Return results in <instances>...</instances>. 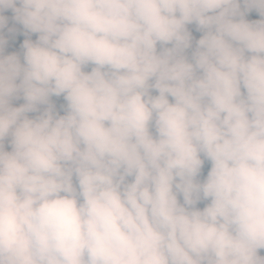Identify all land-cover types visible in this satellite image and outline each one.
Returning <instances> with one entry per match:
<instances>
[{"label": "clouds", "instance_id": "9594fccd", "mask_svg": "<svg viewBox=\"0 0 264 264\" xmlns=\"http://www.w3.org/2000/svg\"><path fill=\"white\" fill-rule=\"evenodd\" d=\"M0 264H264V0H0Z\"/></svg>", "mask_w": 264, "mask_h": 264}, {"label": "rangeland", "instance_id": "374dc122", "mask_svg": "<svg viewBox=\"0 0 264 264\" xmlns=\"http://www.w3.org/2000/svg\"><path fill=\"white\" fill-rule=\"evenodd\" d=\"M11 23H12V21H10V26H11ZM6 31V30H5ZM20 43H22V42H20V41H17V43L15 44V45H10L7 49H6V52H12V51H19V44ZM53 101L57 104V108H58V110H59V105L63 102L62 101V99H57V98H53ZM23 101L21 100V101H18V102H16L17 103V105L19 104V103H22ZM62 114V113H61ZM206 171H207V168L205 167V173H206ZM201 207L203 206V205H200Z\"/></svg>", "mask_w": 264, "mask_h": 264}, {"label": "crops", "instance_id": "0c3cea01", "mask_svg": "<svg viewBox=\"0 0 264 264\" xmlns=\"http://www.w3.org/2000/svg\"><path fill=\"white\" fill-rule=\"evenodd\" d=\"M10 12V11H9ZM10 14H11V12H10ZM11 16H12V14H11ZM259 17L253 12L252 14H250V16H249V19H258ZM19 27V26H18ZM193 34H194V36L198 39L199 38V33H196L195 31L193 32ZM33 38H35V37H33ZM22 40H23V37H19L18 38V41H20V42H22Z\"/></svg>", "mask_w": 264, "mask_h": 264}, {"label": "trees", "instance_id": "16d2710c", "mask_svg": "<svg viewBox=\"0 0 264 264\" xmlns=\"http://www.w3.org/2000/svg\"><path fill=\"white\" fill-rule=\"evenodd\" d=\"M5 15L8 16L10 18V21H11V14H10V12H6ZM205 167L208 169L209 165L206 163Z\"/></svg>", "mask_w": 264, "mask_h": 264}]
</instances>
